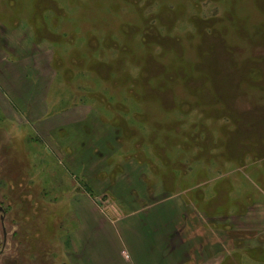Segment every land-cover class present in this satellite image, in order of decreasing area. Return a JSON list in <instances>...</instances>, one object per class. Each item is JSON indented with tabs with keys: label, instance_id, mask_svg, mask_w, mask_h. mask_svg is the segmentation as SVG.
<instances>
[{
	"label": "rangeland",
	"instance_id": "374dc122",
	"mask_svg": "<svg viewBox=\"0 0 264 264\" xmlns=\"http://www.w3.org/2000/svg\"><path fill=\"white\" fill-rule=\"evenodd\" d=\"M0 70V264L128 259L169 210L264 262V0H0Z\"/></svg>",
	"mask_w": 264,
	"mask_h": 264
},
{
	"label": "crops",
	"instance_id": "0c3cea01",
	"mask_svg": "<svg viewBox=\"0 0 264 264\" xmlns=\"http://www.w3.org/2000/svg\"><path fill=\"white\" fill-rule=\"evenodd\" d=\"M9 48L7 51L11 50L10 45ZM5 49L8 48L5 46ZM3 51L6 52L5 50ZM0 82L5 87L11 85L7 77L2 75L1 70ZM9 89L6 91L2 89L5 97L15 105H22L24 102L21 92L17 91L14 87ZM163 212L165 213L141 212L131 219L132 222L127 221V224L121 226L122 229L128 232L126 233L128 240L125 236L126 242L124 243L128 244V247L129 244L132 246V255L130 254V258L128 257L129 260L122 257L119 250V256H117L116 252L106 251L103 253L106 257L105 259L102 256L96 257V260L90 258L88 264H215V261L225 257V251L230 252L231 249L226 248L225 245H223L221 251L216 247L217 245L215 246V229L206 228L207 231L205 232L203 223L199 227L191 225V212L179 213V215L176 211L172 212L171 210ZM141 214L145 215L141 216ZM253 214H255V210H249L245 218L250 219ZM145 216L147 218V225L144 222ZM161 222L162 224H160ZM249 225L243 229L251 230V226ZM250 235L243 231L241 238L246 242L256 239L262 245V249H264V226L258 227L257 231L253 234L254 237ZM235 240L236 237L232 240L234 247ZM222 242L225 243L226 240L224 239ZM123 248L126 249L127 247ZM127 249L126 252H129ZM241 249H245V247ZM259 264H264V262Z\"/></svg>",
	"mask_w": 264,
	"mask_h": 264
}]
</instances>
